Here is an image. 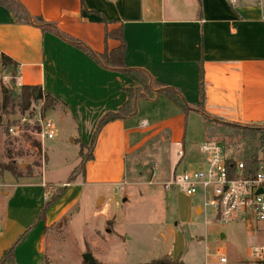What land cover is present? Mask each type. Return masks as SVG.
Masks as SVG:
<instances>
[{"label":"crops","instance_id":"crops-1","mask_svg":"<svg viewBox=\"0 0 264 264\" xmlns=\"http://www.w3.org/2000/svg\"><path fill=\"white\" fill-rule=\"evenodd\" d=\"M17 1L30 15L42 17L96 53L105 47L103 20L109 29L121 26L126 66L144 70L178 91L189 112H197L193 106L200 103L201 67L203 110L208 116L264 125V0H234V4L231 0H82L85 9L81 0ZM106 45L110 50L118 43L109 40ZM0 53L18 64L19 86H40L66 106L73 122L87 119L91 136L100 118L125 102V90L136 86L131 78L102 67L55 34L17 24L1 5ZM136 107L135 116L101 128L93 158L70 184L77 182L89 189L97 205L105 200L103 189L126 186L127 161L146 143L165 134L168 152L174 144L183 145L187 115L180 107L160 93L154 100L138 99ZM45 183L40 188L47 194ZM27 206L0 202V255L21 230L30 229L15 249V264H39L45 251V229L69 211H61L51 223L49 211L45 221L37 220L39 205L31 210ZM191 209L200 215V205Z\"/></svg>","mask_w":264,"mask_h":264},{"label":"rangeland","instance_id":"rangeland-1","mask_svg":"<svg viewBox=\"0 0 264 264\" xmlns=\"http://www.w3.org/2000/svg\"><path fill=\"white\" fill-rule=\"evenodd\" d=\"M2 88L12 90L16 96L12 106L11 102L4 107ZM20 89L8 69L0 65V202L11 207L28 204V210L38 205L42 208L54 190L68 187L49 209L51 223L61 211H69L45 229V251L39 264H88L83 260L86 253L97 264H150L168 254L180 264H216L218 251L226 255L227 264H248L245 260L249 259V247L260 241L247 234L244 224L212 221L205 225L204 216L195 215L191 209L192 205L201 204L199 196L185 197L174 188L165 189L174 172L180 174L183 168L202 160L198 147L205 140L199 113L187 114L183 145L174 144L168 152L167 136L163 134L136 151L127 161L126 186L103 189L105 200L100 206L89 189L76 185L77 182L68 183L80 165L81 154L87 153L83 144L89 145L92 137L87 119L73 122L66 106L57 99L53 108L43 111L42 99L30 107L34 114L42 107L41 113L53 125V139L41 143L32 127L12 137L8 128L17 125L21 114ZM178 150L185 152L182 160ZM231 150L238 160L244 158L243 143H236ZM65 181L59 186L47 184ZM43 182L47 194L40 188ZM5 190L10 196L3 194ZM260 240L264 242L263 236Z\"/></svg>","mask_w":264,"mask_h":264},{"label":"trees","instance_id":"trees-1","mask_svg":"<svg viewBox=\"0 0 264 264\" xmlns=\"http://www.w3.org/2000/svg\"><path fill=\"white\" fill-rule=\"evenodd\" d=\"M0 5L7 9L14 18L17 24L22 25H35L41 31H48L56 36L62 38L63 40L73 44L81 51H83L87 56L93 59L97 64L101 65L106 69H111L117 71L121 76L131 78L136 86L126 89L127 98L125 102L116 110L105 113L98 121L96 128L93 132L92 140L90 144L86 147V155L81 154L80 165L74 170L72 175L68 179V183L74 181L75 177L78 175L79 170H84V165L88 160L93 158L92 150L96 141V137L101 128L114 120H125L136 115L137 107L136 102L138 99L144 100H154L156 93L163 94L175 105L180 107L185 115L191 111L190 107L182 99L178 91L171 89L169 86L158 82L157 80L151 78L144 70L131 69L125 64V53H126V42L123 36V29L118 26L113 29L108 28V22L103 20L104 25V50L101 53L93 52L86 45L82 44L77 39L61 32L54 24L47 23L40 16H32L23 5L17 0H0ZM81 8L85 9L84 4L81 0ZM89 13H95L93 11H88ZM97 14V13H95ZM113 40L118 43L117 47L108 50L107 41ZM0 65L3 68H7L10 75L14 78V84L18 86L16 78L18 76V64L14 62L11 58L0 53ZM199 98L200 103L194 105V110L201 113L203 121V137L205 141H214L220 143L228 151L227 166L233 167L236 156L234 155L231 147L236 143H243L245 145V154L242 161L246 165L248 170L254 171L258 163L264 156V125L258 124H247L241 125L238 123L225 122L219 118L208 116L203 110L204 94L202 89V68H199ZM20 98L19 101V113H24L30 109L32 102L39 100L44 101L43 111L53 108L56 104V98L50 93L43 91L40 86H19ZM3 105L6 108L11 102V106L14 104L16 96L12 94V90L7 88H2ZM83 146V145H82ZM247 147V148H246ZM231 150V151H230ZM232 152V153H229ZM13 175L15 171L10 170ZM78 171V172H77ZM17 176V174L15 175ZM66 187H59L55 193L50 195V198L45 201L37 216V220L45 221L46 213L49 211L51 206L63 195ZM36 222V219L35 221ZM30 229H26L16 241L3 252L0 258V264H15V249L18 244L23 240V238L28 234ZM166 260V262H165ZM180 264L179 261H172L169 255H165L159 259L153 260L150 264ZM97 264V263H96ZM244 264V263H242Z\"/></svg>","mask_w":264,"mask_h":264},{"label":"built area","instance_id":"built-area-1","mask_svg":"<svg viewBox=\"0 0 264 264\" xmlns=\"http://www.w3.org/2000/svg\"><path fill=\"white\" fill-rule=\"evenodd\" d=\"M231 3L234 4V0ZM41 108L35 114L32 107L20 114L17 125L8 128L9 135L18 137L24 128L32 127L36 129L41 143L53 139V125L41 113ZM198 151L202 160L194 166L183 168L180 174L174 172L165 189L174 188L179 194L190 198L199 196L200 215L204 216L205 225L212 221L222 225L234 222L244 224L247 234L260 241L249 247V259L245 261L248 264H264V242L260 240L262 236L264 239V158L251 171L238 159H235L233 167H228V154L220 143L204 141ZM185 156L183 150L178 151L179 160ZM208 213L211 214L209 220ZM217 253L219 260L216 264H227L226 255L221 251Z\"/></svg>","mask_w":264,"mask_h":264},{"label":"water","instance_id":"water-1","mask_svg":"<svg viewBox=\"0 0 264 264\" xmlns=\"http://www.w3.org/2000/svg\"><path fill=\"white\" fill-rule=\"evenodd\" d=\"M83 260L87 262L88 264H96L95 259L92 257L90 253H86L83 256Z\"/></svg>","mask_w":264,"mask_h":264}]
</instances>
